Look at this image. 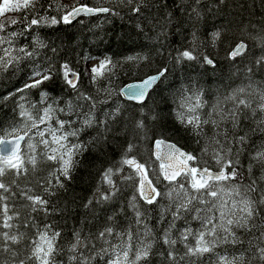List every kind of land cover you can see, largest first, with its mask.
<instances>
[{"label":"trees","instance_id":"obj_1","mask_svg":"<svg viewBox=\"0 0 264 264\" xmlns=\"http://www.w3.org/2000/svg\"><path fill=\"white\" fill-rule=\"evenodd\" d=\"M77 3L88 7H111L119 14L110 12L67 24L61 21L54 25H35L30 31H23L22 35L12 38L14 48L26 46L34 55L23 57L7 70H0V133L24 125L25 117L20 115L21 105L35 116L36 110L47 104L57 107L53 104L56 100L59 107L65 108L64 113L57 112L56 116L63 120L71 119L74 121L73 128L82 129L78 137H70L69 140L84 146L74 156L71 178L60 177L64 185L62 188L57 185L55 177H51V192L54 195L45 193L44 188L48 187L47 180L58 164L40 158L43 145H37L35 169L28 163L30 153L25 145L21 156L24 167L28 169L27 175L17 179L9 172L4 177L5 182L11 185V191L2 193L7 199L0 201V233L24 234L19 244H10L18 253L17 264L19 259L30 255L32 241L39 239L38 231H43L46 225H51L49 235L52 231L60 232L56 245L61 251L55 255L56 264H78L70 260L73 253L69 251L77 232L81 239L90 238V242L86 241L89 247L82 249L85 255L94 254L92 244L96 250L101 245L109 247L103 240L95 239L105 227L113 228V235L108 237L113 245L121 243L117 233L128 232L132 234L133 252L141 242L151 244L149 257L140 264H218L221 256L231 259L241 254L245 258L244 264H264L256 255L258 247H264V237L261 236L264 227L259 226L264 225V205H257L261 209L254 219L257 227L248 231L234 229L242 243H220L210 252L195 256L186 254L187 247L196 246L195 236L202 227V221L194 218L195 212H189L175 220L170 230V238L176 243L166 244L164 236L173 219L175 204L165 196L172 185L163 179L162 170L153 155L155 142L165 140L196 157L193 167L220 170L212 155L218 147L212 142L213 126L203 125V133L198 136L191 131V126L180 122L178 114L186 111L182 107L185 98L197 92L202 93V99L207 102L203 109L198 110L201 119L206 118L217 101L221 102L224 111H228L233 102L226 97L241 88L245 91L239 94V98L248 99L253 108L257 107L260 95L264 93V62L257 63L264 57V41L261 39L264 37V0H133L131 5L121 4L119 0H41L45 8L49 4L52 7L47 10L38 7V11L42 16H55L59 20L64 10L58 11L57 4L71 7ZM137 5L140 7L138 13L132 11ZM26 14L28 19L33 16L30 11L21 10L6 13L3 20H23ZM6 27L7 32H19L26 25ZM215 33H219L218 38H214ZM242 42L247 44L246 53L231 59V51ZM184 51H190L196 59H178ZM205 56L213 61V65L205 62ZM107 60L111 64L101 68V63ZM64 64L70 70L68 78L70 72L80 75L77 89L92 97L95 107H92V101L77 99V90L66 84L61 68ZM90 65L98 69L95 81ZM48 67L53 69L51 80L36 88L24 89L26 83L32 82L36 69ZM163 69H167L165 75L145 103L136 104L121 97L125 86L156 75ZM45 92L48 94L46 102L41 103ZM69 102L73 107L70 114L67 112ZM262 115L264 113L257 110L252 116L251 110L245 109L239 128L233 130L230 124L222 125L230 138L233 131L237 136L247 134V143L238 156V145L229 144L219 137L225 149L232 148L225 161L231 159L234 162L240 173L237 180L242 185L256 180L257 190L248 195L257 201L264 189V180L260 179L264 176V167L255 162L253 156L258 149L264 148V131L253 129L257 128V121ZM86 118L93 119L91 126L83 125ZM51 123L56 126L55 117ZM141 123L143 126L138 127ZM46 138L50 139L47 134ZM133 158L145 165L148 177L159 190L160 195L151 205L140 197L136 169L123 163L125 159ZM237 160L239 163L235 164ZM109 168L113 170L111 179L118 191L109 200H103L102 195L112 192L104 180V173ZM228 170L231 171V168ZM13 179H16V184H11ZM180 182H184L186 188L189 185L185 176L173 184ZM236 182L220 183L227 189ZM28 189H31V195H40L48 200L47 213L31 211L30 202L21 196V192ZM89 200L92 203L85 207ZM5 203L8 205L7 215L13 216V220L9 221L13 225L11 229L3 227ZM228 204L231 206V200ZM197 207L203 208L204 205ZM136 210L142 214L139 224ZM213 211L219 217V211ZM185 229H191L193 233L186 241L181 236ZM123 239L127 240V236L124 235ZM3 243L0 237V246ZM170 252L174 260L169 257ZM129 258H133L131 253ZM107 259V256H96L91 264H105ZM4 260L11 264L9 253H0V261ZM28 264L38 262L28 261Z\"/></svg>","mask_w":264,"mask_h":264},{"label":"snow or ice","instance_id":"obj_2","mask_svg":"<svg viewBox=\"0 0 264 264\" xmlns=\"http://www.w3.org/2000/svg\"><path fill=\"white\" fill-rule=\"evenodd\" d=\"M121 4L127 3L131 5L133 0H119ZM39 8H45L41 4V0H3V3L0 4V17L5 16L6 13L25 10L26 12L30 11L33 16L31 19H28L27 14L24 16L23 20H18L15 18H8L6 20H0V70H7L11 65L18 64L23 57H31L34 55L33 52L28 51L27 47L14 48L13 47V37L22 35L23 31H30L33 26L40 24H57L61 21L63 23H71L72 19L81 13H110L115 12L119 14L114 8L111 7H88L87 5H81L79 3L69 7L68 5L57 4V10L60 11L63 9V14L58 20L55 16L49 18L46 16L40 15L38 11ZM52 5H47L45 10L51 8ZM134 12H140V7L134 6L132 8ZM24 24L26 27L21 31H12L7 32L6 25H17ZM219 33L214 34V38H218ZM264 41V37L261 38ZM38 43L41 46H44L42 42ZM8 45V47H4ZM244 43L238 44L235 49L230 53V57L235 59L237 55H240L246 49ZM54 50V49H53ZM16 53L15 55L13 53ZM20 54H23L20 55ZM129 59H135L129 57ZM178 59H187L194 60L195 56L192 55L190 51H184L180 54ZM204 60L208 64H212L213 61L208 57H204ZM264 62V57H261L257 63ZM111 64L110 60L104 61L101 63L100 67L103 68L106 65ZM113 67H115L113 65ZM63 70V78L67 85L72 89L77 90L78 97L77 99H83L86 101H92V97L85 96L83 93H80L77 89V81L79 79L76 73H72V78H68L69 69L67 64L61 65ZM111 71V69H109ZM94 74L92 79L95 81L96 73L98 69L93 67L91 69ZM167 69L159 71L156 75H151L139 83H133L126 86L122 89V93L130 100L137 102H143L144 98L147 96L151 87L165 75ZM251 71V69H249ZM53 69L51 67L45 69H36L31 77V83H26L24 89L36 88L43 84L45 81L51 80ZM20 89L19 91H23ZM244 89L235 90L230 96L226 97L227 100L233 102V106L228 110L224 111L221 107V102L217 101L216 104L212 106V109L209 113L206 114V118L201 119L200 112L198 110L203 109L207 103L202 99V93L197 92L193 95L185 98V103L182 107L186 108L185 112L179 113V119L182 124L185 126H191V131L196 135H201L203 133V125L211 124L215 129L212 137V142L218 147L213 151V158L216 160L217 164L220 165V170L213 172L209 168H197V167H187L184 164L181 168L173 169L171 166L168 168L164 167V158L157 154V159L162 161L160 169L162 170L163 179L168 181L172 187L165 193V196L173 201L175 204V210L172 211V221L169 223V229L165 232L164 242L166 244L174 245L175 240L170 238V230L174 226V222L177 219H180L182 214L195 212V219L202 221L201 230L196 234V246L187 247L188 255H199L206 252L212 251V249L220 243H242L243 241L240 237L237 236L234 229H244L246 231L250 230L253 227L258 225L254 222L255 217L259 215L261 209L257 205H264V189L261 190L260 199L254 200L248 194L255 192L256 180H251L249 184L242 185V183L237 180L240 176L237 167L234 166V162L231 159L225 161V156L232 152V148L228 147L225 149L224 143L221 142L219 137H223L225 142L229 144L235 143L238 145L236 154H240V149L243 148L248 140L247 134L242 136H237L234 134L229 137L228 131L226 128H223L222 125L230 124L233 130L239 128V123L241 117L244 115V110H251L252 116H255L257 110L261 113H264V93L260 95V103L256 108L252 107V102L245 98H239V94L243 93ZM47 93H43L41 96V103H45L47 99ZM53 104H57V107H53L52 104H47L45 107L37 109L36 115L34 116L32 112L25 109L21 105L20 115L25 117V123L20 128H12L11 130L0 133V201L7 199L2 193H7L11 191V185L6 183L4 177L11 172L13 176L17 179L21 176H26L28 169L24 167V158L20 155L21 143L26 142V148L28 153L27 156L28 163L32 166L33 169L37 165V145H43V150L40 152V158L48 161H53L58 164V168L53 172L49 179L47 180L48 187L44 188L45 193L54 195V192H51L53 185L51 184V177H55L56 183L59 187H63V183L60 180V177L63 176L67 179H70V170L73 166L74 156L77 155L82 149L83 145L79 142L73 143L69 140L70 137H78L81 128H73V120H63L56 116L57 112L64 113L65 108L58 106V101L53 100ZM92 107H95V101H92ZM35 108V105H33ZM67 112L70 114L73 112V107L71 102L67 105ZM215 114V118H214ZM55 117L56 126L53 127L51 121ZM92 118H86L83 120V125L91 126L93 123ZM67 126V130L66 129ZM143 124H139L138 127H142ZM264 131V115L257 121V128L253 131ZM46 134L49 138H46ZM27 138V139H26ZM38 138V139H37ZM33 141H36L35 143ZM161 142H157V148H159ZM169 153L166 156L170 155L173 152L174 146L169 145ZM129 151H131V146H129ZM178 151V150H177ZM204 151L207 152L208 148L205 147ZM223 153V154H222ZM179 156L183 157L185 161L194 160L196 157L192 156L189 153L179 152ZM253 160L264 167V148L258 149L253 156ZM123 163L133 166L136 169L137 175L140 176L138 191L140 196L148 203L152 204L156 197L160 195L156 188L152 186L151 180L147 178V170L144 164L137 163L135 159H125ZM238 160L235 161V164H238ZM226 168H231V171H225ZM181 171L184 172L185 178L189 181V185L186 188L184 182L179 184H173L176 181L177 176L181 174ZM249 171H251V165L249 166ZM58 173V175H57ZM113 170L111 168L107 169L104 173V180L112 188V192L107 195H102L101 199L109 200L111 196L115 195V192L118 189L115 188V183L111 179ZM127 179H132V177H127ZM260 179L264 180V176ZM225 181H237L234 184H231L227 189L220 182ZM11 184H16V179L11 181ZM145 189L147 191H145ZM31 189L27 191H22L21 196L29 201L28 205L31 208L32 212L44 211L47 213L48 209L46 205L48 200L42 198L40 195H31ZM227 197V198H225ZM135 200V197H133ZM231 200V206H229L228 201ZM92 203L91 200L88 201L87 207ZM197 205H204L203 208L197 207ZM219 211V217H217L213 210ZM171 211V209H168ZM3 212L5 216L3 227L11 229L13 225L9 221L13 220V216L7 215L8 205L3 204ZM203 212L204 215L201 216L200 213ZM17 216L19 213L16 214ZM141 213L139 210H136L137 223L139 224ZM252 222V223H250ZM264 227V225H259ZM219 229V232H218ZM51 225H46L43 231H38V240L32 241L31 253L26 259H19L18 264H28V261H35L38 264H56L55 255L58 254L61 249L57 247L56 241L60 237V232L52 231ZM191 229H185L181 233L182 239L187 240L188 236L192 235ZM113 235L112 227H105L103 230L99 231L95 239L103 240L104 244H108L109 247H104L101 245L99 250L95 249V245L92 244L94 254L90 253L85 255L82 249L88 248L90 238L81 239L80 233H75V241L71 244L69 251L73 253L70 256L71 261H77L78 264H91V261L96 258V256H107L108 259L105 261V264H140L142 260H147L151 250V244H145L141 242L140 246L136 248L133 252L132 249V234L128 232L126 234L117 233L116 235L121 238L120 244H111L108 240V237ZM127 236V240L123 239V236ZM211 237V240H207L205 237ZM261 236L264 237V232L261 233ZM0 237L4 241L3 245L0 246V253L7 252L11 257V264H17L18 253L10 247L14 244H19L23 238V233H12L3 232L0 233ZM130 253L132 254V259H130ZM256 255L259 260L264 262V247H258ZM171 259H175L172 253H169ZM245 258L241 254L239 256H234L229 259L226 256L219 257L218 264H244ZM0 264H10L8 260L0 261Z\"/></svg>","mask_w":264,"mask_h":264},{"label":"water","instance_id":"obj_3","mask_svg":"<svg viewBox=\"0 0 264 264\" xmlns=\"http://www.w3.org/2000/svg\"><path fill=\"white\" fill-rule=\"evenodd\" d=\"M100 14H104V13H94V14L81 13L80 15H78V16H76L74 19H72L71 22H75V21L80 20V19H82V18H89V17H93V16H96V15H100ZM244 44H245V43H244ZM245 45L247 46V44H245ZM234 49H235V48H234ZM246 51H247V47H246V49L244 50V52H243L242 54H240V55H237V56L235 57V59H236V58H239V57H241V56H243V55L246 53ZM230 58H231V57H230ZM231 59H233V58H231ZM209 65H213V63H212V64H209ZM76 74H77V73H76ZM77 75H78V74H77ZM78 77H79V75H78ZM71 78H72V73L70 74V79H71ZM160 79H161V78H160ZM160 79H159V80H158V81H157V82L151 87V89L149 90L147 96L144 98L143 102H137V101H134V100H130V99H128L126 96L123 95L122 91H121V97H122L124 100L129 101V102H133V103H136V104H143V103H145L146 100L148 99L150 93H151V92L155 89V87L158 85ZM78 81H79V79H78ZM78 81H77V84H78ZM139 82H140V81H139ZM139 82H133V83H139ZM133 83H131V84H133ZM128 85H129V84H128ZM124 88H126V86H125ZM124 88H123V89H124ZM158 141L161 142L160 145H159V148H157V142H158ZM158 141H156L155 144H154L153 152H154V157H155V159L159 162V165H161L162 161H161L160 159H157V154H159V156H161V157L164 158L163 162H164V167H165V168H168L169 166H171L173 169H178V168H181L184 164H186L187 167H189V168L192 167L191 162H192L193 160L185 161L183 157L179 156V152H184V153H186L183 149H181V148L178 147L177 145H175V144H173V143H171V142H167V141H165V140H158ZM24 143H25V142H22V143H21V150H22V148H23V146H24ZM169 145L174 146V149H173V152H172L170 155L166 156V154L169 153V148H168ZM177 150H178V151H177ZM20 152H21V151H20ZM211 171H212V170H211ZM225 171H228V170L225 169ZM213 172H215V171H213ZM183 175H184V172L181 171V174H180L179 176H177L176 181H174V182H177V181H178ZM147 178H148V177H147ZM148 179H149V178H148ZM149 180H150V179H149ZM165 181H166V180H165ZM151 182H152V181H151ZM166 182H168V181H166ZM174 182H173V183H174ZM152 186L155 187V186L153 185V183H152ZM155 188H156V187H155ZM145 191H147V190L145 189ZM156 191H158L157 188H156ZM158 192H159V191H158ZM141 198H142V197H141ZM142 200H143L145 203H147L143 198H142ZM147 204H148V203H147Z\"/></svg>","mask_w":264,"mask_h":264},{"label":"rangeland","instance_id":"obj_4","mask_svg":"<svg viewBox=\"0 0 264 264\" xmlns=\"http://www.w3.org/2000/svg\"><path fill=\"white\" fill-rule=\"evenodd\" d=\"M3 2V0H0V4ZM4 19V16L3 17H0V20H3Z\"/></svg>","mask_w":264,"mask_h":264}]
</instances>
